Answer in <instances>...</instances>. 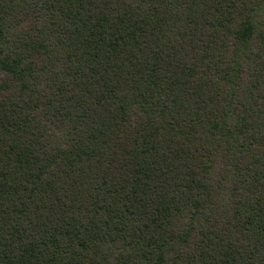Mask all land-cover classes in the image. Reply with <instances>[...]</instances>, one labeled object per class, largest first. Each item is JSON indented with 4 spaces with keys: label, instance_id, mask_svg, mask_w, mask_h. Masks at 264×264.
Returning a JSON list of instances; mask_svg holds the SVG:
<instances>
[{
    "label": "trees",
    "instance_id": "obj_1",
    "mask_svg": "<svg viewBox=\"0 0 264 264\" xmlns=\"http://www.w3.org/2000/svg\"><path fill=\"white\" fill-rule=\"evenodd\" d=\"M0 264H264V0H0Z\"/></svg>",
    "mask_w": 264,
    "mask_h": 264
}]
</instances>
